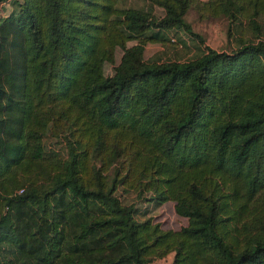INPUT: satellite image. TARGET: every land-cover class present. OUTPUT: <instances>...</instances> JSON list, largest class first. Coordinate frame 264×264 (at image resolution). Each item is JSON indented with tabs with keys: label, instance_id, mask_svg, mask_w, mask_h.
<instances>
[{
	"label": "trees",
	"instance_id": "obj_1",
	"mask_svg": "<svg viewBox=\"0 0 264 264\" xmlns=\"http://www.w3.org/2000/svg\"><path fill=\"white\" fill-rule=\"evenodd\" d=\"M121 1L0 14V181L25 162L52 177L0 191V264H264V0ZM189 7L226 17L234 49L146 60L147 42L192 33ZM135 200L186 223L139 219Z\"/></svg>",
	"mask_w": 264,
	"mask_h": 264
},
{
	"label": "rangeland",
	"instance_id": "obj_2",
	"mask_svg": "<svg viewBox=\"0 0 264 264\" xmlns=\"http://www.w3.org/2000/svg\"><path fill=\"white\" fill-rule=\"evenodd\" d=\"M17 2L18 0L9 4L8 0L2 1L0 14L15 11L18 8ZM121 2L122 5L145 7V9L151 10L153 14H159L161 11L159 8L151 6L149 0H122ZM183 18L190 25L192 33L189 34L182 30H170L166 32V39L147 42L143 51V57L146 60H185L197 55L205 46L225 51H231L236 46L234 27L226 17L222 15L215 17L203 16L194 8L189 7ZM152 31L156 30L153 29ZM130 43L132 41L127 42V44ZM120 52L117 47L114 53V61L104 63L103 71L105 74L112 72L114 65L119 60ZM47 140L49 143H54V148L60 147L59 137H48ZM51 179V174L41 165L25 162V164L22 163L16 166L9 176L0 181V191L12 194L18 187H23L25 184L31 185L35 189H42L50 184ZM132 195H123L122 199L128 201ZM134 205L137 208V218L149 217L163 229H178L186 223L185 217L174 212L172 201H165L160 206L153 207L146 200H135ZM172 258L173 254L170 252L161 258H154L149 264H170Z\"/></svg>",
	"mask_w": 264,
	"mask_h": 264
},
{
	"label": "built area",
	"instance_id": "obj_3",
	"mask_svg": "<svg viewBox=\"0 0 264 264\" xmlns=\"http://www.w3.org/2000/svg\"><path fill=\"white\" fill-rule=\"evenodd\" d=\"M2 4V2L0 3V5Z\"/></svg>",
	"mask_w": 264,
	"mask_h": 264
}]
</instances>
